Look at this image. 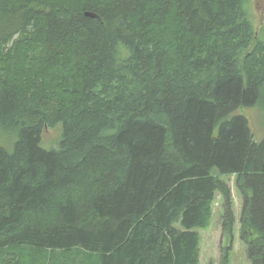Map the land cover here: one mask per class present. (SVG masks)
<instances>
[{"label":"trees","instance_id":"obj_1","mask_svg":"<svg viewBox=\"0 0 264 264\" xmlns=\"http://www.w3.org/2000/svg\"><path fill=\"white\" fill-rule=\"evenodd\" d=\"M245 2L0 0V264H199L216 193L235 221L216 170L264 264V136L233 114L264 108Z\"/></svg>","mask_w":264,"mask_h":264},{"label":"rangeland","instance_id":"obj_2","mask_svg":"<svg viewBox=\"0 0 264 264\" xmlns=\"http://www.w3.org/2000/svg\"><path fill=\"white\" fill-rule=\"evenodd\" d=\"M245 12L252 22L253 29L257 33L264 23V0H246ZM18 72H15L17 78ZM233 114H241L248 120V126L259 141L264 136V108L260 104L250 107H240ZM62 138V124L45 128L41 135L40 146L45 149H57ZM0 144L11 149V143L6 136L0 135ZM215 173L229 185L232 193V210L235 217L232 232L222 228L223 198L216 193L211 204L209 223L204 228L197 229L199 235V264H252L247 255L246 245L240 238V215L242 197L235 187L236 177ZM24 259L34 260L38 254L32 253L27 247H23Z\"/></svg>","mask_w":264,"mask_h":264}]
</instances>
